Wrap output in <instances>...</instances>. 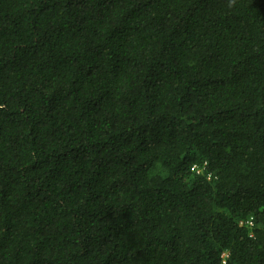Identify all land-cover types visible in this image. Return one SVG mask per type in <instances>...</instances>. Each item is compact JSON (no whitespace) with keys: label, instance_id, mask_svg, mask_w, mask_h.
<instances>
[{"label":"trees","instance_id":"trees-1","mask_svg":"<svg viewBox=\"0 0 264 264\" xmlns=\"http://www.w3.org/2000/svg\"><path fill=\"white\" fill-rule=\"evenodd\" d=\"M0 264H264V0H0Z\"/></svg>","mask_w":264,"mask_h":264}]
</instances>
